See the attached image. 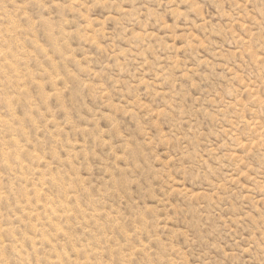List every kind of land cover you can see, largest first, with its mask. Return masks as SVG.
<instances>
[{
  "label": "rangeland",
  "instance_id": "1",
  "mask_svg": "<svg viewBox=\"0 0 264 264\" xmlns=\"http://www.w3.org/2000/svg\"><path fill=\"white\" fill-rule=\"evenodd\" d=\"M0 264H264V0H0Z\"/></svg>",
  "mask_w": 264,
  "mask_h": 264
}]
</instances>
